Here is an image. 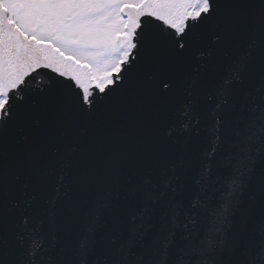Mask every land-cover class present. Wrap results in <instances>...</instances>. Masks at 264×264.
Instances as JSON below:
<instances>
[{"label": "water", "instance_id": "1", "mask_svg": "<svg viewBox=\"0 0 264 264\" xmlns=\"http://www.w3.org/2000/svg\"><path fill=\"white\" fill-rule=\"evenodd\" d=\"M196 1L125 7L102 87L0 3V264H264V0Z\"/></svg>", "mask_w": 264, "mask_h": 264}, {"label": "rangeland", "instance_id": "2", "mask_svg": "<svg viewBox=\"0 0 264 264\" xmlns=\"http://www.w3.org/2000/svg\"><path fill=\"white\" fill-rule=\"evenodd\" d=\"M115 17L113 12L95 13L87 10L85 14L79 15L72 12L63 20L55 21L50 29L56 40H51L53 44L63 53L89 64L93 80L100 86L111 81V72L117 70L126 53L114 41L116 33L125 31L123 21ZM26 22L31 26L35 19ZM44 28L48 29L46 22L41 32Z\"/></svg>", "mask_w": 264, "mask_h": 264}, {"label": "flooded vegetation", "instance_id": "3", "mask_svg": "<svg viewBox=\"0 0 264 264\" xmlns=\"http://www.w3.org/2000/svg\"><path fill=\"white\" fill-rule=\"evenodd\" d=\"M142 1L143 0H90L89 2H86L84 0H11L10 2L9 0H0V3L2 7H4L7 10L8 19L12 21L14 25L18 27L20 31L23 34H25L28 38H34L35 40L39 42H48L54 47L58 48L52 42L56 40L54 39V32L50 30L55 21L63 20L65 16H67L68 14L72 12H74L77 15L85 14L87 10L93 11L95 13L113 12L116 15L115 18H119L120 20L123 21L124 29H125L126 19L122 15L121 11L127 6H138L141 4ZM13 3H20L23 6V10L21 12H15V11L10 10V6ZM191 7H193V12L197 13L201 9H204L206 7V1L197 0L194 5H191ZM21 18L23 19L22 22L20 21ZM29 19H35L34 24L31 26H28L26 22ZM45 22L47 23L48 29L44 28L43 32H41L40 29L43 28V23ZM125 33L126 31L121 32V33H116L114 35L115 36L114 41L115 43H118L120 48L126 50V53H125V56H126L127 49L124 47H121L120 42H119V36H122ZM125 56L123 57V59L125 58ZM75 60L78 61L76 58ZM79 62L86 63L84 61H79ZM87 65L90 69L89 64ZM90 73H91V70H90ZM112 73L113 72H111V74ZM91 77H92V74H91ZM92 80H93V77H92ZM4 100H5V97H4Z\"/></svg>", "mask_w": 264, "mask_h": 264}]
</instances>
